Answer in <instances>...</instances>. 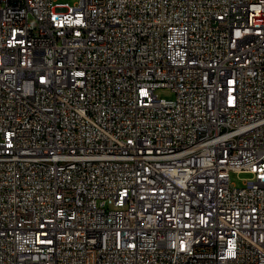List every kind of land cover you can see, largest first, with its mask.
Returning <instances> with one entry per match:
<instances>
[{
    "label": "built area",
    "instance_id": "1",
    "mask_svg": "<svg viewBox=\"0 0 264 264\" xmlns=\"http://www.w3.org/2000/svg\"><path fill=\"white\" fill-rule=\"evenodd\" d=\"M0 264H264V0H0Z\"/></svg>",
    "mask_w": 264,
    "mask_h": 264
},
{
    "label": "rangeland",
    "instance_id": "2",
    "mask_svg": "<svg viewBox=\"0 0 264 264\" xmlns=\"http://www.w3.org/2000/svg\"><path fill=\"white\" fill-rule=\"evenodd\" d=\"M60 2H69L74 3L75 0H60ZM158 95L163 98L172 99L175 95L170 90H159ZM250 178L249 174L245 173H232L231 174V182L236 184L237 186H242L243 182Z\"/></svg>",
    "mask_w": 264,
    "mask_h": 264
}]
</instances>
